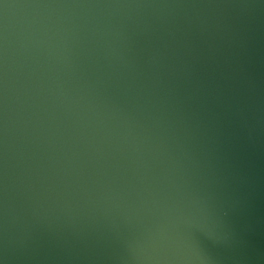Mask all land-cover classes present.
Segmentation results:
<instances>
[{
  "label": "water",
  "instance_id": "water-1",
  "mask_svg": "<svg viewBox=\"0 0 264 264\" xmlns=\"http://www.w3.org/2000/svg\"><path fill=\"white\" fill-rule=\"evenodd\" d=\"M0 264H264V0H0Z\"/></svg>",
  "mask_w": 264,
  "mask_h": 264
}]
</instances>
